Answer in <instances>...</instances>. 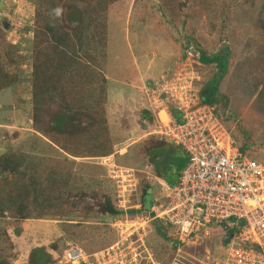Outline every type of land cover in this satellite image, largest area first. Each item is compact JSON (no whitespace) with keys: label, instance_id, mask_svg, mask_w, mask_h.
<instances>
[{"label":"rangeland","instance_id":"obj_1","mask_svg":"<svg viewBox=\"0 0 264 264\" xmlns=\"http://www.w3.org/2000/svg\"><path fill=\"white\" fill-rule=\"evenodd\" d=\"M232 2L236 4H233L228 12L229 20L215 13L212 14L206 0H115L107 7L109 8L106 12L108 27L107 31L105 30L104 48L108 46L106 51H108L107 58L110 64L107 68H112L110 70L112 75H107L108 82H106L107 85L105 84L104 92L98 85L85 84L78 88L81 89L76 95L80 101L92 100L93 102L96 96L101 98L103 117L106 118L113 150L106 156H111V162L123 171L135 170L138 186L129 195L127 205L132 206L138 203L139 207L126 208V214L120 216L121 222L125 219L128 222L126 228L123 227L120 237L118 229L112 225L113 219L119 216L106 215L103 218L98 216L99 218L88 219L82 215L85 209L81 210V207L86 208L85 202L91 209V213L96 210L97 202L104 200L102 193L111 196L113 204L115 203V183L108 176L105 161L102 160L105 155L80 157L75 153L62 151L64 150L62 144L66 143L63 139L54 140L49 134L35 129L31 123L28 100L30 83L24 78L30 71L31 59L28 57L30 51L26 53L24 48L28 44L26 39L32 38L37 26L35 21L37 8L35 9L30 0H0V37L5 44V49L13 55L10 58L12 60L10 69L17 72L20 78L0 91V155L9 147L19 148L24 154L25 163L31 165V170L38 166H49L52 163L61 164L65 155L66 159L73 162V168L69 171L76 173L77 168H80L81 170L77 173L82 174V181H84L82 183L91 184L94 191V193L87 191L84 196L77 197L82 200L79 217L73 220L78 225L70 226L68 234L61 228L59 219L25 220L22 221L21 226L27 229L23 230L21 227L22 231L15 233L19 225L17 221L13 220L7 212L4 217H0V236L7 241L3 242V245L6 247L5 255L10 257L11 264L20 256L25 259L34 245L42 243L49 246L53 254L52 260L55 258L54 264H57L68 242L77 243L89 254L102 251L106 264H119L118 261L123 256L127 258L128 246L137 251L135 259L132 260L135 263L132 264H192L191 258L195 263L205 264L215 262L222 256L225 245L222 242L224 232L220 226L211 227L206 233H199L193 242L191 240L181 243L177 241L174 230L169 228L166 234L170 235L168 236L170 239L155 237L154 240L152 237L156 236L152 227L154 221L142 222L146 220L144 218L146 210L153 205V198L157 197L156 192L159 189V184L155 180L154 164L150 162L148 156L150 148L155 147L152 146L154 142L151 141V136L154 135L148 132L151 130V124L152 128L159 129V126L161 128L169 121V116L164 111L158 115L160 118L156 116L147 122L143 115L144 110L148 108L146 91L152 80L160 75L169 77L171 72L183 74L186 70L192 71L197 76L192 81L193 87L196 86L193 88L195 99L199 98L198 95L204 91L202 87L210 79L211 74L199 63L198 57L187 58L186 54L194 56L191 55V49L197 50L198 55L199 50H204L206 53H214L221 49L229 52V70L238 60L245 58L248 52H244L241 45L245 37L243 38L239 33L241 28L245 29V25L236 23L235 26L231 19H234L235 13L239 15L242 12L237 6L244 3L250 6L251 3L249 4L247 0H232ZM197 10L201 11L196 13ZM181 23L183 27L180 26ZM173 25H178L180 28L176 31ZM137 36H139L138 39H136ZM186 39L187 41L182 42ZM239 39L242 40L239 42ZM100 63L103 64V61ZM147 79L148 82H146ZM59 106L56 102L50 103L39 125L51 126L55 116L59 111L61 112ZM238 112L242 122H248L249 126L258 128L257 120H255L258 118V113L249 107V103L238 109ZM61 126L62 124L57 127L61 128ZM225 127L227 128L226 124ZM259 133L260 130L254 135L253 144L249 143L245 148V152L247 157L264 164V145H259ZM22 138L28 140L25 145H22L24 144ZM74 143L71 141L68 146ZM80 143H83V139ZM33 149L35 151H32ZM102 179H104L103 182H100ZM126 179L128 177H125ZM146 184L150 187L146 195V202L150 206L142 208L141 188ZM6 186L7 184L0 182V191ZM129 210L135 211L129 212ZM130 221L133 222L130 223ZM140 235L143 238H138ZM119 240L123 242V245L120 243L115 245ZM147 240L155 242L149 245ZM174 241L177 242L176 247L173 246ZM111 245L116 252L113 257L111 253L107 254L104 250ZM18 250L17 254L15 251ZM14 253L17 255L15 256ZM179 258L182 259L181 262L176 261ZM16 264L23 263L20 259Z\"/></svg>","mask_w":264,"mask_h":264},{"label":"trees","instance_id":"obj_2","mask_svg":"<svg viewBox=\"0 0 264 264\" xmlns=\"http://www.w3.org/2000/svg\"><path fill=\"white\" fill-rule=\"evenodd\" d=\"M30 1L35 9L37 8L35 16L37 26L32 38L26 39L28 44L24 49L26 53L30 51L28 57L31 63L30 71L24 78L30 83L28 100L33 127L49 134L54 140L63 139L66 143L62 144L64 149L62 151H69L80 157L111 154L112 142L106 118L103 117L101 104L103 101L99 96H96L93 102L80 101L76 94L81 89L78 88L85 84L98 85L104 92L105 84L108 82L107 75H112L110 71L112 68H107L110 64L106 51L108 46L104 47L105 30L107 31L108 27L107 7L115 0ZM247 1L251 3L250 6L245 3L237 6L242 12L239 15L235 13L234 19H231L235 26L236 23L245 25V29L241 28L239 32L243 38L245 37L241 43L244 52H248L245 53V58L242 57L229 70V52L225 50L221 49L214 53L200 50L198 57L199 63L211 74L210 79L202 87L204 95L200 96V102L215 107L214 113L219 115L224 125L226 124L242 152L249 143L253 144L252 139L258 130L259 145H264V0ZM206 2L210 5L212 14L226 17V20L230 19L228 12L231 6L236 4L232 0ZM200 11L197 10L196 13ZM173 27L176 31L180 28L178 25ZM242 39H239V42ZM184 41L187 39L182 40ZM5 48L0 37V91L14 81L20 80L19 74L10 69L12 61L10 58L13 55ZM53 102L60 105L61 112L55 116L51 126H40L41 117ZM248 103L249 107L258 113V118L255 119L258 128L249 126L248 122H242L238 117V109ZM167 108L172 118L176 121L181 120V114L175 105L169 102ZM144 116H149V113L145 112ZM61 124V128L57 127ZM81 139L83 143H80ZM21 140L24 143L22 145L28 141L24 138ZM71 141L75 143L68 146ZM151 141L155 147L150 148L148 156L150 162L154 164L156 175L169 180V183H174L178 172L186 163L185 153L169 139L151 136ZM22 153L19 148L9 147L0 155V182L7 184L0 191V217H4L7 212L17 221L19 225L15 233L21 232V223L25 220L59 219L61 228L68 234L70 226L78 225L73 222L75 217H79V207L82 205V200L77 197L84 196L87 191L94 193L91 184L82 183L83 176L77 173L80 168H77L76 173L69 171L73 168V162L66 159L65 155L61 164L52 163L31 170V165L25 163ZM141 190V207L148 208L150 205L146 202V195L150 187L146 184ZM101 195L104 200L97 202V209L92 213L85 202L87 209L81 207V210L85 209L82 211L83 217L88 219L99 218L98 216L103 218L106 215L117 217L126 213L115 207L111 196L105 193ZM153 221V232L156 234L152 236L153 239L157 237L170 239L166 232L172 227L161 219ZM3 236L5 237L4 231ZM154 240H147L148 244L154 243ZM3 242L7 241L0 236V264H11L10 257L5 255L6 247ZM50 245L54 247L53 244ZM176 245L177 242L174 241L173 246ZM49 249L46 244H36L21 261L23 264H54L55 258L52 260L53 254ZM15 252L18 254L19 250Z\"/></svg>","mask_w":264,"mask_h":264},{"label":"built area","instance_id":"obj_3","mask_svg":"<svg viewBox=\"0 0 264 264\" xmlns=\"http://www.w3.org/2000/svg\"><path fill=\"white\" fill-rule=\"evenodd\" d=\"M188 55L187 58L196 57L197 51L191 49L194 56ZM195 78L197 76L190 70L183 74L171 72L169 77L161 75L146 91L155 117L161 111L169 116L168 123L159 129L153 127L148 133L168 138L181 146L186 163L174 183L155 178L159 184L157 197L153 198V205L146 210V220L142 222L161 219L172 227L181 243L193 242L199 233H206L215 226L223 229L222 225L226 224L233 232L231 239L218 260L205 264H264V164L240 151L230 131L214 113L213 106L195 99L192 82ZM167 102L175 104L181 114L180 121L174 120L163 109ZM102 160L108 176L115 183L114 205L124 211L129 207L138 208L139 204L127 205L129 195L138 186L135 170L123 171L111 162L110 156L102 157ZM120 216L113 219L112 225L121 237L128 222L125 218L121 222ZM119 243L123 245L121 240L115 245ZM113 248L111 245L104 250L113 257L116 255ZM128 248V257L123 256L119 264L135 263L132 260L137 251ZM66 263L106 264V259L102 251L89 254L77 243L68 242L58 260V264ZM190 263L198 264L193 258Z\"/></svg>","mask_w":264,"mask_h":264},{"label":"clouds","instance_id":"obj_4","mask_svg":"<svg viewBox=\"0 0 264 264\" xmlns=\"http://www.w3.org/2000/svg\"><path fill=\"white\" fill-rule=\"evenodd\" d=\"M197 51V50H196ZM199 53H200V50H199ZM200 55V54H199ZM199 55H198V52H197V56L196 57H199ZM161 76V75H160ZM160 76H158L157 78H155L154 80H152V82H151V80H150V82H151V85L149 86L148 84V86H149V88L150 87H152L153 86V84H154V82L158 79V78H160ZM149 82V83H150ZM148 88V89H149ZM202 92H204V91H201L200 93H199V98L197 99L198 100V102L199 103H201L200 102V96H202V95H204V93L202 94ZM146 100H147V94H146ZM169 102H167L166 103V108H165V110H166V112L170 115V113H169V111H168V108H167V104H168ZM173 105H175L173 102H171ZM202 104V103H201ZM206 105H208V104H206ZM147 106H148V108H146V110H147V113H149V116H150V118L152 117L153 119L155 118V115H154V112L152 111V109L149 107V103H148V100H147ZM208 106H210V105H208ZM211 106H213V105H211ZM213 108L215 109V107L213 106ZM146 110H144V113L146 112ZM144 116V115H143ZM149 116H144V118L146 119V122L149 120L150 121V118H149ZM171 116V115H170ZM172 117V116H171ZM174 119V118H173ZM175 120V119H174ZM153 121V120H152ZM151 128H152V124H151ZM152 135H154V136H156L157 138H159V139H168V138H160L159 136H157V135H155V134H152ZM170 140V139H169ZM172 141V140H171ZM173 142V141H172ZM174 143V142H173ZM175 144V143H174ZM177 145V144H176ZM179 146V145H178ZM180 148H181V146H179ZM181 150L183 151V149L181 148ZM184 152V151H183ZM185 153V152H184ZM186 155V154H185ZM103 157H105V156H103ZM111 157V156H110ZM155 178H162L163 180H165L163 177H159V176H155ZM156 180V179H155ZM37 220H42V219H37ZM224 235V234H223ZM83 249V248H82ZM84 250V249H83ZM62 253V252H61ZM58 264V263H57Z\"/></svg>","mask_w":264,"mask_h":264},{"label":"water","instance_id":"obj_5","mask_svg":"<svg viewBox=\"0 0 264 264\" xmlns=\"http://www.w3.org/2000/svg\"><path fill=\"white\" fill-rule=\"evenodd\" d=\"M203 93L204 92H202V94ZM222 227L224 232V235L222 236V242L226 244L231 239L233 232L226 224H223Z\"/></svg>","mask_w":264,"mask_h":264},{"label":"crops","instance_id":"obj_6","mask_svg":"<svg viewBox=\"0 0 264 264\" xmlns=\"http://www.w3.org/2000/svg\"><path fill=\"white\" fill-rule=\"evenodd\" d=\"M138 37H139V36H137L136 39H138ZM163 69H165V68H163ZM140 79H142V76H140ZM141 81H142V80H141ZM145 81H146V80H145ZM148 81H149V80L147 79L146 82H148ZM194 86H195V85H194ZM195 87H196V86H195ZM195 87H194V88H195ZM176 178H177V177H176ZM165 180H166L167 182H169V180H167V179H165ZM175 180H176V179H174V181H175ZM174 181H173V182H174ZM170 182H171V181H170ZM135 204H138V203H135ZM21 227H22V226H21ZM22 228H23V230L27 229V228H25V227H22ZM22 228H21V231H22ZM28 230H29V228H28ZM31 235H32V232H31ZM31 247H32V246H31ZM31 247H30V248H31ZM28 248H29V246H28ZM20 259H21V260L23 259L22 256H20L19 259H14V260H13V264L19 263V260H20Z\"/></svg>","mask_w":264,"mask_h":264},{"label":"bare ground","instance_id":"obj_7","mask_svg":"<svg viewBox=\"0 0 264 264\" xmlns=\"http://www.w3.org/2000/svg\"><path fill=\"white\" fill-rule=\"evenodd\" d=\"M163 116V115H162Z\"/></svg>","mask_w":264,"mask_h":264}]
</instances>
